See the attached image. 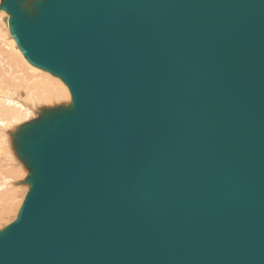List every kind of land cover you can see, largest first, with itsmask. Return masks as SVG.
<instances>
[{
	"label": "water",
	"instance_id": "obj_1",
	"mask_svg": "<svg viewBox=\"0 0 264 264\" xmlns=\"http://www.w3.org/2000/svg\"><path fill=\"white\" fill-rule=\"evenodd\" d=\"M70 102L12 134L0 264H264V0H0Z\"/></svg>",
	"mask_w": 264,
	"mask_h": 264
},
{
	"label": "bare ground",
	"instance_id": "obj_2",
	"mask_svg": "<svg viewBox=\"0 0 264 264\" xmlns=\"http://www.w3.org/2000/svg\"><path fill=\"white\" fill-rule=\"evenodd\" d=\"M5 16L4 11L1 10L0 24L6 21ZM41 81L45 84L42 82V85L39 86V82ZM69 102L70 95L64 83L47 71L30 65L16 46L8 29L6 28L5 32L3 26H1L0 224H3L1 223L3 219H8L4 221L5 224L3 226L10 223L16 217L28 189L27 183H24L23 180H14L15 174L9 165L13 160L19 159L13 148L12 134L20 124L36 118L42 109L52 108L60 104H68ZM16 167L18 168V166ZM9 187L14 189L25 187L26 189H24L25 193L22 197L17 199L16 194L12 195L14 192L11 193L12 190H10L11 188ZM19 190L17 189L16 191ZM16 191L15 193H17ZM10 213H14V217L12 218L10 216L12 219L9 220L10 217L8 218L7 216L10 215Z\"/></svg>",
	"mask_w": 264,
	"mask_h": 264
},
{
	"label": "rangeland",
	"instance_id": "obj_3",
	"mask_svg": "<svg viewBox=\"0 0 264 264\" xmlns=\"http://www.w3.org/2000/svg\"><path fill=\"white\" fill-rule=\"evenodd\" d=\"M1 11V10H0ZM5 13V12H4ZM5 19H6V21L5 22H1V24H3V25H1L0 24V27L1 26H3V28H4V31L6 32V28L8 29V25H7V14L5 13ZM6 27V28H5ZM6 36H8V35H6ZM10 38V37H9ZM14 76V75H13ZM15 77V76H14ZM16 78V77H15ZM17 81V80H16ZM42 82L43 81H41V82H39V86H41L42 85ZM44 83V82H43ZM45 84V83H44ZM19 88H20V86H19ZM21 96V95H20ZM13 162H14V165H13ZM10 167H11V169H13V171H14V174H15V178H14V180H18V179H20V180H23V178L27 175V173H28V169L23 165V163L19 160V159H15V160H13L12 162H10ZM16 166H18V168L16 167ZM22 172H23V175H22ZM17 176V177H16ZM22 184H23V182H22ZM10 186V185H9ZM9 188H11V187H9ZM19 190V191H16V190ZM24 189H26L25 187L24 188H22V187H20V188H11L10 190H12L11 191V193L12 192H14V194H12V195H15L16 194V196H17V199H20L21 197H22V195L25 193V190L23 191ZM17 192V193H15V191ZM22 190V191H21ZM10 192V191H9ZM23 192V193H22ZM14 212V211H13ZM14 217V213L12 214V213H10V215H8L7 217L9 218V217ZM9 218V220L10 219H12V218ZM8 219L7 218H5V219H3V222H1V223H3V224H0V229L3 227V225L5 224V222L4 221H7Z\"/></svg>",
	"mask_w": 264,
	"mask_h": 264
}]
</instances>
